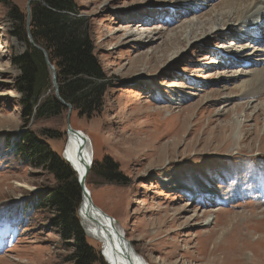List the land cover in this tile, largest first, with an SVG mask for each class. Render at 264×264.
<instances>
[{
	"label": "rangeland",
	"instance_id": "374dc122",
	"mask_svg": "<svg viewBox=\"0 0 264 264\" xmlns=\"http://www.w3.org/2000/svg\"><path fill=\"white\" fill-rule=\"evenodd\" d=\"M74 1L92 24L109 90L102 113L72 109L71 125L89 136L93 164L110 159L128 180L90 173L95 205L150 264H213L214 246L215 264H264V92L233 89L241 73L264 68V28L256 42L243 28L225 30L233 21L216 26L228 0ZM15 2L27 11L29 0ZM5 17L0 7V264H73V239L40 205L54 176L13 154L28 130L49 131L65 160L70 110L25 126L13 58L26 47Z\"/></svg>",
	"mask_w": 264,
	"mask_h": 264
},
{
	"label": "trees",
	"instance_id": "16d2710c",
	"mask_svg": "<svg viewBox=\"0 0 264 264\" xmlns=\"http://www.w3.org/2000/svg\"><path fill=\"white\" fill-rule=\"evenodd\" d=\"M29 6L31 14L28 17V11L15 0H0V7L6 10L11 35L26 47L22 56L13 58L14 65L21 71L15 89L21 93L25 126L59 117L69 110L57 97L45 56L30 44L28 32L34 43L45 50L56 70L61 99L80 117L92 118L102 113L109 87L96 53L91 22L79 16L74 0H33ZM50 139L53 138L49 131L35 133L28 130L13 154L29 161L37 160L32 164L44 166L54 176L57 185L49 190L40 205L51 210V225L60 229L61 236L65 240L73 239L74 243L69 244L75 251L71 262L105 264L80 225L78 211L82 193L76 174L51 150L47 142ZM92 167L90 173L95 172L99 179L109 183L126 185L128 181L119 165L110 159L94 162Z\"/></svg>",
	"mask_w": 264,
	"mask_h": 264
},
{
	"label": "bare ground",
	"instance_id": "6f19581e",
	"mask_svg": "<svg viewBox=\"0 0 264 264\" xmlns=\"http://www.w3.org/2000/svg\"><path fill=\"white\" fill-rule=\"evenodd\" d=\"M185 2H194L199 4V2L201 3V0L180 1V3ZM203 5L207 6V4ZM198 7L199 6L197 5V8ZM215 20L216 26L222 24L223 28L227 27L229 21H233L235 23V27L232 28V26H228L227 28H225V30L236 31L238 28H243V31H246V33L248 32V37L246 36V34L244 38L248 39L249 41L256 40L257 42L259 39H253V35L258 36V34H255L257 30L260 31L264 28V0H228L225 7V11L217 12ZM221 30L222 29L220 28V31L218 32L220 33ZM188 35L189 33L186 32V43L189 44L190 38L188 37ZM250 46L251 45L248 46L247 44L241 43L240 47L238 48H241L242 51H246L248 48H250ZM257 52H264V49H257ZM260 61L263 63L264 58H262ZM241 75L244 76L236 78L239 82L237 85H234L235 87H233V89L239 90L241 95L250 96L251 94L256 95L264 92V68L262 70H253L241 73ZM233 82H236V80H234ZM93 151L94 150L92 147V142L89 139L88 135L83 132L78 135L68 134V141L64 154L65 159L71 167L78 171H82L89 167L90 162L93 166ZM79 155H81V159L79 158ZM189 194L191 195L190 192ZM90 195L91 199L93 200L91 191ZM192 195L194 196L197 194L192 193ZM87 203V200H84L80 219L83 223L85 230L89 232L91 239L99 242L102 245V250L104 253L103 259L106 263L150 264L144 257L138 254V252L131 243L130 246H128L129 241L127 240V238L122 240L121 236L125 235V233L116 221L115 223H113L111 222V220H107L106 218L101 216V214L98 215L97 211H94L91 209V207L87 206ZM93 203L95 205L94 200ZM94 218L97 221L98 225H92V223L94 222ZM97 226L101 227L98 228ZM219 250L220 249H217V246H214L212 250V256H214L215 258L214 260H211L208 263L215 264L217 258L216 252H218ZM126 256H129L127 260H125Z\"/></svg>",
	"mask_w": 264,
	"mask_h": 264
},
{
	"label": "water",
	"instance_id": "95a60500",
	"mask_svg": "<svg viewBox=\"0 0 264 264\" xmlns=\"http://www.w3.org/2000/svg\"><path fill=\"white\" fill-rule=\"evenodd\" d=\"M32 1H33V0H29V3H28V8H27V11H28V17H29L30 14H31L30 6H29V5L31 4ZM28 38H29L30 44H31L35 49L41 51V52L44 54L45 59H46V63H47V65H48V67H49V69L51 70V73H52L53 87H54V89L56 90L57 97L62 101L63 105H65L66 107H68L69 110H70V112H69V116H68V124H67V126H68V134H75V135L81 134V132L76 131V130L72 127V125H71L70 115H71V113H72V107H71L70 105L66 104V103L61 99V97H60V95H59V87H58V84H57V74H56V70H55L54 66L50 63V61H49V59H48V55H47V53L45 52V50H43L42 48H40L39 46H37V45L34 43L33 38H32V36H31V34H30L29 32H28ZM79 158L81 159V155H79ZM65 160H66V159H65ZM66 161H67V160H66ZM69 166H70V165H69ZM70 167H71V166H70ZM71 168H72V170L75 172V174H76V172H77V174H76L77 182H78V184H79V187H80V189H81V193H82V203H81V206H80L79 211H78V216H79V218H80V215H81V211H82V206H83V204H84V200H87V202H88V203H87V206H88V207H91L92 210L97 211V214H98V215L101 214V216H103V217L106 218L107 220H111V222L115 223V220H114L113 218H111L110 216H108L107 214H105V213H104L101 209H99L97 206H95L94 203H93V200L91 199L90 191L88 190V188H87V186H86L87 176H88V174H90L91 169H92V164H91V162H90L89 167H87L86 169L84 168L85 170H82V171H81V170L78 171V170L74 169L73 167H71ZM93 221H94V222L92 223V225H96V224H97V221L95 220V218L93 219ZM98 223H99V222H98ZM80 225H81V227L83 228V230H84L86 236H87L88 238H91L89 232H87V231L85 230V228H84V226H83V223H82L81 219H80ZM97 225H98V224H97ZM97 227H98V226H97ZM99 227H101V226H99ZM99 227H98V228H99ZM121 238H122V240H124V239L126 238V236H125V235H122ZM128 246H130V242H128ZM102 249H103V248H102ZM103 255H104V253H103V250H102V251H101V256L103 257ZM128 258H129V256H126V259H125V260H127ZM107 264H108V263H107Z\"/></svg>",
	"mask_w": 264,
	"mask_h": 264
}]
</instances>
